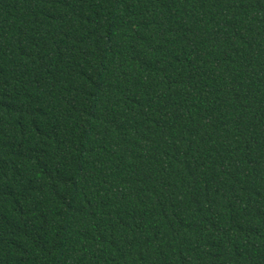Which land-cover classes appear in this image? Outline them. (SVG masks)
<instances>
[{"label":"trees","instance_id":"1","mask_svg":"<svg viewBox=\"0 0 264 264\" xmlns=\"http://www.w3.org/2000/svg\"><path fill=\"white\" fill-rule=\"evenodd\" d=\"M0 264H264V0H0Z\"/></svg>","mask_w":264,"mask_h":264}]
</instances>
